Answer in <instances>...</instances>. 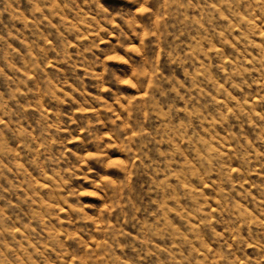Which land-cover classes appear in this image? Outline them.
I'll return each instance as SVG.
<instances>
[{"label":"rangeland","instance_id":"374dc122","mask_svg":"<svg viewBox=\"0 0 264 264\" xmlns=\"http://www.w3.org/2000/svg\"><path fill=\"white\" fill-rule=\"evenodd\" d=\"M0 264H264V0H0Z\"/></svg>","mask_w":264,"mask_h":264}]
</instances>
